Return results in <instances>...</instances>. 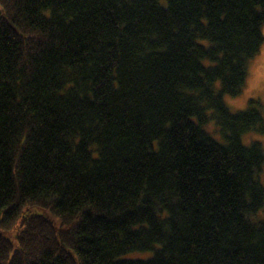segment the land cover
<instances>
[{"label": "trees", "instance_id": "1", "mask_svg": "<svg viewBox=\"0 0 264 264\" xmlns=\"http://www.w3.org/2000/svg\"><path fill=\"white\" fill-rule=\"evenodd\" d=\"M263 27L264 0H0V264H264V104L224 100Z\"/></svg>", "mask_w": 264, "mask_h": 264}, {"label": "rangeland", "instance_id": "2", "mask_svg": "<svg viewBox=\"0 0 264 264\" xmlns=\"http://www.w3.org/2000/svg\"><path fill=\"white\" fill-rule=\"evenodd\" d=\"M262 33L264 36V27L262 28ZM247 65L248 79L243 92L238 96H224L226 104L233 112L245 109L248 106L250 98L259 97L261 102L264 104V41L259 54L251 58ZM206 128L212 131L214 137H216L218 140H222L220 133L217 130L218 127L216 124H214V121H210ZM242 140L245 144H250L253 141H259L264 147V133L248 131L242 135ZM262 180L264 183V173L262 175ZM32 211L38 213H47L50 218L60 225V219L53 216L50 212H46L45 209L35 208L32 209ZM260 215L264 219V210L260 213ZM149 255L150 252H131L128 257H148Z\"/></svg>", "mask_w": 264, "mask_h": 264}]
</instances>
